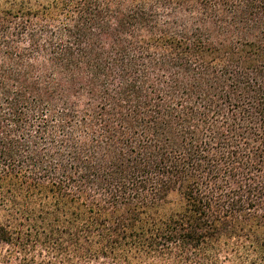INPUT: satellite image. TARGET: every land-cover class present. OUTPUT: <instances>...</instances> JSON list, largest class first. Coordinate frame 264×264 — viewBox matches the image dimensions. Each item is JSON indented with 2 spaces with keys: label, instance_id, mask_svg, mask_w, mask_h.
Here are the masks:
<instances>
[{
  "label": "trees",
  "instance_id": "trees-1",
  "mask_svg": "<svg viewBox=\"0 0 264 264\" xmlns=\"http://www.w3.org/2000/svg\"><path fill=\"white\" fill-rule=\"evenodd\" d=\"M148 258L264 264V0H0V264Z\"/></svg>",
  "mask_w": 264,
  "mask_h": 264
},
{
  "label": "rangeland",
  "instance_id": "rangeland-1",
  "mask_svg": "<svg viewBox=\"0 0 264 264\" xmlns=\"http://www.w3.org/2000/svg\"><path fill=\"white\" fill-rule=\"evenodd\" d=\"M185 264L181 261H176L175 263H169V262H166L165 260H154L152 258H148V259H144L143 262L141 261V263L139 264Z\"/></svg>",
  "mask_w": 264,
  "mask_h": 264
}]
</instances>
